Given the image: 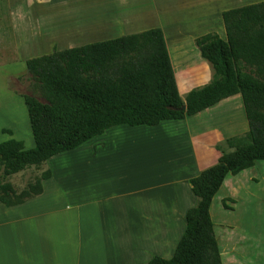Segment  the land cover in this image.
Segmentation results:
<instances>
[{
  "label": "crops",
  "instance_id": "0c3cea01",
  "mask_svg": "<svg viewBox=\"0 0 264 264\" xmlns=\"http://www.w3.org/2000/svg\"><path fill=\"white\" fill-rule=\"evenodd\" d=\"M81 1H5L3 12L9 16L16 55L13 62L0 66V79L7 84V90L0 92V132L10 130L0 142L20 140L19 133L28 131L23 97L28 93L20 89L23 74H30L26 59L153 27L163 31L165 26L157 22L156 0H118L114 6L107 1L105 17L110 13L111 18L107 17L110 20L102 33L106 35L89 38L79 32L62 41L56 37L57 14L65 12L67 17L71 5ZM138 2L144 3V10ZM196 37L193 43H173L187 49L182 71L189 69L194 56L202 58ZM165 40L184 98L195 87L185 75L179 85L178 63L173 61L167 36ZM10 80L16 87L10 86ZM237 95L182 119H164L155 125H113L48 158L46 169L51 174L42 180L40 194L12 206L0 202V264H148L154 255L170 258L185 229V213L197 202L189 179L217 163L220 151L216 144L232 136L222 131L214 113L229 103L225 127L247 124L241 102L231 101ZM247 170L226 175L219 188H224L225 202L238 194L245 183L240 177ZM242 218L247 221L239 234L221 222L216 230L213 223L222 263L229 258L234 264H264V214L244 213ZM224 227L226 242L219 240Z\"/></svg>",
  "mask_w": 264,
  "mask_h": 264
},
{
  "label": "trees",
  "instance_id": "16d2710c",
  "mask_svg": "<svg viewBox=\"0 0 264 264\" xmlns=\"http://www.w3.org/2000/svg\"><path fill=\"white\" fill-rule=\"evenodd\" d=\"M221 18L225 37L206 32L195 38L212 77L184 98L160 27L26 59L46 101L23 95L33 147L14 138L0 142V202L12 206L40 194L41 182L51 172L44 170L19 191L5 180L7 176L41 165L110 126L182 119L240 94L247 130L218 142L217 163L189 179L197 202L185 213V229L174 253L170 258L154 255L148 261L223 264L210 215L212 199L226 175L264 160V0L222 10ZM222 205L230 208L225 198Z\"/></svg>",
  "mask_w": 264,
  "mask_h": 264
},
{
  "label": "rangeland",
  "instance_id": "374dc122",
  "mask_svg": "<svg viewBox=\"0 0 264 264\" xmlns=\"http://www.w3.org/2000/svg\"><path fill=\"white\" fill-rule=\"evenodd\" d=\"M5 1L6 0H0V14H2V20L0 22V25L2 26L0 28V66L13 62L14 56L16 55V44L12 36V28L10 24H8L9 16L7 11H5V15L3 12ZM107 1L110 2V5L114 6V3L118 0H83L81 2H74L71 5L73 6L71 12H67V17L65 12L57 14L60 26L57 30V32L59 31V34L56 32V37L60 36L62 41H67L71 39L75 33L79 32H86V35L89 36V38H94L96 36L99 38L106 35L102 33L110 20L107 19V17L111 18L110 13H108L107 17H105L106 9L109 8H105ZM258 1L261 0H156V12L158 16L156 19L157 22L159 21L165 25L163 27L165 38L167 36L169 40L174 63H178L177 65L175 63V65L178 69L176 76L179 85L182 84L184 80L183 77L185 75L189 78V80H191L194 87H200L211 79L213 71L211 66L204 59L198 56H194V58L190 59L191 64L189 65V69L185 68L186 70L182 71L180 69H184V59L182 55H184V51L187 49L183 44L175 46L173 43H193V38L195 36L206 32H216L221 37H225L221 11ZM138 4H140L139 6L142 10L146 7L142 2H138ZM138 4L135 5V9ZM80 25L83 26L78 28ZM0 74H2V68H0ZM21 80L23 83L20 88L22 89L21 91L34 95L42 102L46 101L39 84L34 83L35 81L32 79L30 74H23ZM9 83L11 87H16L12 80H10ZM1 90H7V84L3 77L0 79V92ZM231 101L236 103L241 102L242 104L241 98L238 97V95L233 97ZM228 104L229 103H224L222 109H219V112L215 111L216 113L214 114L216 116V122L218 123L219 121L222 126V131L225 130L223 132L227 134L230 133L232 135H238L244 133L248 128L247 124L245 127L238 126V128L225 127L224 122L228 112ZM238 111L240 112V109L237 110L238 116H242L243 114L241 112L239 114ZM24 112L26 114L25 107ZM26 122L23 121V125H25ZM208 123H206V126H208ZM27 124L28 131H22L19 135L24 146L26 148H31L34 145V142L29 130V123L27 122ZM6 133L10 132L6 130L5 132H0V139H3V136ZM46 162L47 161L38 166H28L17 173L7 176L5 180L11 182L19 191L25 187L27 183L33 181L36 177H39L40 174L46 170ZM249 169L250 170L245 171L240 177L245 183L238 189V194H236L234 198H230L233 202L230 200L226 202L230 208H225L222 205V200L224 199L223 187H221V189H219V191L214 195L210 205V213L216 230L218 229L217 224H220L221 222V224L225 223L228 226L230 225L226 228L231 227L232 231L239 234L240 230L244 228V222L247 221L246 218H242L244 213L257 214L261 212L264 214V160L255 161L254 165L249 167ZM249 178H251V180ZM211 208H213V211H211ZM226 228H223L222 231L224 232H222L219 237V240L223 238L225 239V242L228 237ZM224 262V264H234V261L229 258H226Z\"/></svg>",
  "mask_w": 264,
  "mask_h": 264
},
{
  "label": "water",
  "instance_id": "95a60500",
  "mask_svg": "<svg viewBox=\"0 0 264 264\" xmlns=\"http://www.w3.org/2000/svg\"><path fill=\"white\" fill-rule=\"evenodd\" d=\"M181 108H182V109H185V105H183Z\"/></svg>",
  "mask_w": 264,
  "mask_h": 264
}]
</instances>
